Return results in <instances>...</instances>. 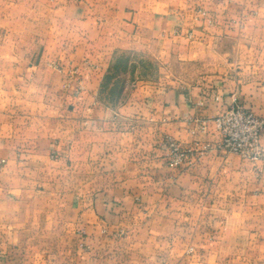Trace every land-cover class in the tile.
<instances>
[{
    "label": "crops",
    "instance_id": "crops-1",
    "mask_svg": "<svg viewBox=\"0 0 264 264\" xmlns=\"http://www.w3.org/2000/svg\"><path fill=\"white\" fill-rule=\"evenodd\" d=\"M71 3L75 18L63 4L58 25L51 9L37 22L35 3L22 25L0 8V264L21 263L29 249L41 255L33 264L264 262L262 163L215 148L212 123L198 136L212 148L194 164L170 167L161 149L165 135L189 144V120L234 103L264 116V0H124L108 11L123 14L129 33ZM159 40L205 71L104 98L116 54L161 49ZM37 233L57 234L59 261H46L50 245H27Z\"/></svg>",
    "mask_w": 264,
    "mask_h": 264
},
{
    "label": "rangeland",
    "instance_id": "rangeland-1",
    "mask_svg": "<svg viewBox=\"0 0 264 264\" xmlns=\"http://www.w3.org/2000/svg\"><path fill=\"white\" fill-rule=\"evenodd\" d=\"M33 1V3H31ZM78 0H0V8H3V11H7L5 14L14 24L22 25L24 20L27 19L28 14L26 8L32 6L34 3L36 5V18L37 22L43 19L44 16H47V10L51 9V17L53 23L58 25L57 18L59 14L56 13V8L66 4L69 8L68 18L74 19L75 12L72 10V3ZM84 2V6L88 9H94L96 13H101L104 20L108 21L109 25L111 24L113 27L117 28L116 33H129L124 28V18L123 14L119 13H110L108 10H111L113 7L124 6V0H82ZM157 0H148V4H155ZM139 2V0H133L134 3ZM73 6H75L73 4ZM113 8V9H115ZM46 9V11H45ZM119 10L118 8H116ZM85 11H87L85 9ZM91 16V12L87 14ZM105 21V22H106ZM40 27V28H39ZM58 28V26H56ZM69 27L67 28V33H69ZM41 26H37V33L41 32ZM65 31V32H66ZM178 43L179 37L176 39ZM156 41V40H155ZM183 41L186 43H192L194 41V37L192 39L183 38ZM159 42L163 45L160 49V44L156 45L155 43L152 46L145 49L135 52H129L128 50L119 51L113 62V67L109 73V79L104 82L102 96L108 99L112 103H117L123 99H125L130 92L136 86L137 81H157L161 82L162 85H169L172 81L181 80L184 82H191L195 79V77L199 76L201 72L205 71V62L194 63L187 62L185 60H179L177 56L172 58V42L168 40H163ZM51 66L57 70H63L64 68L58 66L57 63H52ZM204 66V67H203ZM69 78V82L72 77L76 75L77 69L76 67L69 68L65 72ZM72 75V77H71ZM66 81V80H65ZM64 81V82H65ZM63 82V83H64ZM16 97L20 98V95H5V98L16 99ZM53 231L58 230L59 227H55L54 223L52 225ZM57 234H52V237H42V234L33 235L27 245L31 246V248H38V246L50 245L52 248L50 258L46 261L51 260V262H57L58 259V242H60V238H57ZM33 249H29L28 253H22L20 256V262L18 264H33L34 262L38 263V259L41 255H37L33 252ZM36 256V257H35ZM250 256L245 255L244 264H264L263 261L257 260V262H252L249 260Z\"/></svg>",
    "mask_w": 264,
    "mask_h": 264
},
{
    "label": "built area",
    "instance_id": "built-area-1",
    "mask_svg": "<svg viewBox=\"0 0 264 264\" xmlns=\"http://www.w3.org/2000/svg\"><path fill=\"white\" fill-rule=\"evenodd\" d=\"M199 12L206 14L202 9H199ZM173 35L181 37L178 30H175ZM184 37L192 39L193 32L186 33ZM69 83L66 79L62 85L63 89H68ZM209 123L213 124L215 131L220 135L215 148L226 154H235L242 160L254 164L261 162L264 169V116L257 115L237 103L211 119L189 120L187 132L192 138L189 144H182L172 136L165 135L161 142V149L170 167H187L206 155L212 145L200 140L198 136L207 133ZM192 251V247L187 249L188 253Z\"/></svg>",
    "mask_w": 264,
    "mask_h": 264
},
{
    "label": "trees",
    "instance_id": "trees-1",
    "mask_svg": "<svg viewBox=\"0 0 264 264\" xmlns=\"http://www.w3.org/2000/svg\"><path fill=\"white\" fill-rule=\"evenodd\" d=\"M113 67V65H112ZM109 79V74L105 77V81H107Z\"/></svg>",
    "mask_w": 264,
    "mask_h": 264
}]
</instances>
